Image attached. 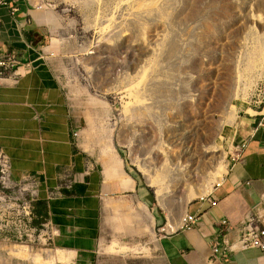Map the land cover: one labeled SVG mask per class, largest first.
Here are the masks:
<instances>
[{
  "label": "rangeland",
  "instance_id": "obj_1",
  "mask_svg": "<svg viewBox=\"0 0 264 264\" xmlns=\"http://www.w3.org/2000/svg\"><path fill=\"white\" fill-rule=\"evenodd\" d=\"M32 2L70 103L104 146L96 151L123 159L154 217L148 236L135 211L133 235L109 225L101 261L146 264L169 225L227 174L240 118L264 108V0ZM6 235L0 230V264H34L13 257L14 247L42 254L45 264L57 254L44 236L23 246ZM113 245L128 250L103 251Z\"/></svg>",
  "mask_w": 264,
  "mask_h": 264
},
{
  "label": "crops",
  "instance_id": "obj_2",
  "mask_svg": "<svg viewBox=\"0 0 264 264\" xmlns=\"http://www.w3.org/2000/svg\"><path fill=\"white\" fill-rule=\"evenodd\" d=\"M11 6L19 11L0 10V53L16 54L20 66L0 85V148L10 158L12 179L42 182L35 216L37 221L44 217L53 230L44 239L57 253L51 264H123L117 256L101 261L102 236L109 225L123 228L120 235H133L134 211L142 235H151L154 217L146 191L120 156L96 151L104 146L92 140L86 117L71 105L57 60L45 45L43 14L24 0H13ZM251 111L236 127L227 174L208 199L189 210L197 225L159 237L146 264H264V251L255 248L233 252L227 260L213 257L215 243L235 245L250 220L264 229V108ZM182 221L170 224L169 231ZM126 250L113 245L103 251ZM11 254L45 264L42 254L23 247L12 248Z\"/></svg>",
  "mask_w": 264,
  "mask_h": 264
},
{
  "label": "built area",
  "instance_id": "obj_3",
  "mask_svg": "<svg viewBox=\"0 0 264 264\" xmlns=\"http://www.w3.org/2000/svg\"><path fill=\"white\" fill-rule=\"evenodd\" d=\"M12 1L0 0V10L11 8L12 14L18 12L17 7L11 6ZM24 1L30 7L34 6L32 0ZM19 66L20 61L16 54L0 53V85L9 74H16ZM78 136L79 134H75L76 138ZM41 187L42 182L37 177H27L22 182L14 181L11 175L10 158L0 148V192L2 193V197H0L2 206L0 230L7 234L3 237L6 242L30 246L35 242H40L42 236L49 238L53 234L51 225L46 220L44 224H40L44 228L43 231H40L37 226L35 209L40 200ZM197 223L198 218L196 216L188 215L183 218L177 231L191 230ZM221 225L227 228V231L230 229L226 221L222 222ZM254 248L264 251V229H260L254 220H250L241 229L235 245L229 244L225 240L222 244L216 242L213 247V257H222L223 260H227L233 252Z\"/></svg>",
  "mask_w": 264,
  "mask_h": 264
},
{
  "label": "trees",
  "instance_id": "obj_4",
  "mask_svg": "<svg viewBox=\"0 0 264 264\" xmlns=\"http://www.w3.org/2000/svg\"><path fill=\"white\" fill-rule=\"evenodd\" d=\"M45 220V218L43 217V221ZM42 222V221H41ZM45 222V221H44Z\"/></svg>",
  "mask_w": 264,
  "mask_h": 264
},
{
  "label": "bare ground",
  "instance_id": "obj_5",
  "mask_svg": "<svg viewBox=\"0 0 264 264\" xmlns=\"http://www.w3.org/2000/svg\"><path fill=\"white\" fill-rule=\"evenodd\" d=\"M171 227V229L173 228V225L172 226H170Z\"/></svg>",
  "mask_w": 264,
  "mask_h": 264
}]
</instances>
